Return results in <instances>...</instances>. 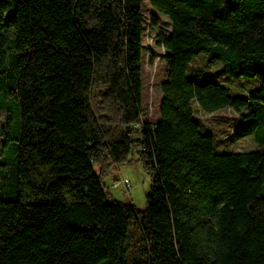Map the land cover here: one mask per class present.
Instances as JSON below:
<instances>
[{
    "label": "trees",
    "instance_id": "1",
    "mask_svg": "<svg viewBox=\"0 0 264 264\" xmlns=\"http://www.w3.org/2000/svg\"><path fill=\"white\" fill-rule=\"evenodd\" d=\"M147 1L170 25L156 121L146 0H0V264H264V0ZM202 56L260 85L235 94ZM195 105L259 147L220 152ZM137 161L143 210L104 182Z\"/></svg>",
    "mask_w": 264,
    "mask_h": 264
},
{
    "label": "rangeland",
    "instance_id": "2",
    "mask_svg": "<svg viewBox=\"0 0 264 264\" xmlns=\"http://www.w3.org/2000/svg\"><path fill=\"white\" fill-rule=\"evenodd\" d=\"M153 8L149 1L146 0L144 7L146 17V34L144 37V68H143V117L156 121L159 118L160 102L162 99V82L166 77L165 67V49L157 44V35L159 29L169 33L170 25L165 16H160V25L154 27L152 24ZM156 12V11H155ZM157 13V12H156ZM152 53L156 54L152 61ZM196 68H203L207 74L215 79L228 85L235 94H246L250 89L260 85V81H249L242 77H230L224 70L223 66L217 64L208 66V57H200L196 63ZM103 102H97V109ZM196 115L204 124L205 129L213 132L216 138V146L220 152H243L254 150L259 147L252 136L237 139L235 132L241 123L240 114L233 109H223L216 113L209 114L199 109L197 105ZM5 120V113L0 116V124ZM97 170L100 165H96ZM129 179L131 186L126 190L122 184L113 186L118 180ZM105 184L109 187V201L117 200L125 203L134 204L139 210L147 206V195L151 189V176L142 162L129 163L120 167H113L110 174L104 177Z\"/></svg>",
    "mask_w": 264,
    "mask_h": 264
},
{
    "label": "built area",
    "instance_id": "3",
    "mask_svg": "<svg viewBox=\"0 0 264 264\" xmlns=\"http://www.w3.org/2000/svg\"><path fill=\"white\" fill-rule=\"evenodd\" d=\"M120 184H122L123 185V187L126 189V190H128L129 188H130V186H131V181L129 180V179H124V180H121V181H115L112 185L113 186H118V185H120Z\"/></svg>",
    "mask_w": 264,
    "mask_h": 264
}]
</instances>
